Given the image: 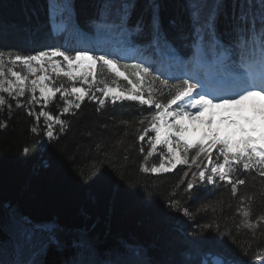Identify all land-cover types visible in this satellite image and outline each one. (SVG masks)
Segmentation results:
<instances>
[{"label": "trees", "instance_id": "1", "mask_svg": "<svg viewBox=\"0 0 264 264\" xmlns=\"http://www.w3.org/2000/svg\"><path fill=\"white\" fill-rule=\"evenodd\" d=\"M242 10L258 37L260 0H0V51L8 58L83 50L119 65L143 64L151 73L141 86L145 95L160 89L167 96L161 80L172 85L193 79L198 63L220 71L209 62L215 52H225L230 67L237 57L260 52L258 39L255 51L251 42L245 51L235 38ZM209 17L217 21L215 30L205 24ZM97 73V80L130 86L99 65ZM0 95L7 101L0 106V264H197L209 251L226 252L234 264H258L264 253V221L256 220L264 214V177L256 168L238 166L236 176L246 184L235 197L224 182H198L191 159L168 172H144L143 165L159 163L156 153L144 160L150 132L144 141L138 138L150 128L154 106L108 98L100 105L85 97L79 109L64 113L59 94L47 105L30 102L26 93ZM154 95L161 98L159 91ZM42 108L64 121L63 131L53 125L51 139L44 119L36 120ZM190 180L198 182L194 196L186 194ZM241 195L254 198L253 228L237 212Z\"/></svg>", "mask_w": 264, "mask_h": 264}, {"label": "snow or ice", "instance_id": "2", "mask_svg": "<svg viewBox=\"0 0 264 264\" xmlns=\"http://www.w3.org/2000/svg\"><path fill=\"white\" fill-rule=\"evenodd\" d=\"M261 16L259 21V36L253 35L251 23L248 20V13L241 11V14L236 17L233 25L235 38L243 46L246 51L249 42L252 44V49L255 51L256 41L259 40L260 57H259V73L246 72L240 81V90L232 99L209 98L207 95L197 92V85L192 82V79H185L178 84H169L168 80H161L160 84L163 88L169 89L167 96L160 89H149L147 96L141 90L145 79L151 75L150 69L143 64L119 65V62L110 59L108 56H92L89 51H79L75 55H69L66 51H61L59 48H53L48 51H40L35 55H23L18 53H8V59L13 66L18 63L25 66L29 73L36 76L37 72H43L44 75L36 76L31 79L30 86L26 83L29 80L27 75H22L19 71H14L12 67L7 68V73L15 79H7L5 72V52L0 51V91L7 93L8 96L25 95V89L30 87L33 93L30 102L40 103L43 100L44 105L56 97L60 93L61 100H64L62 111L67 113L71 107L79 109L81 102L85 97H94L100 105L105 104V99L95 96L91 90L95 87L96 91L102 93L107 98L111 97L113 102L121 100L138 101L141 105L154 106L158 111L152 116L151 130L155 132V136H148L151 141L150 148L144 160L157 151V146L166 147V153L160 154L159 165H153L149 168L143 165L144 172H167L175 169L177 165L189 164L191 162L197 166L198 172L191 173L193 177L198 176V182L207 184H215L217 181L224 182L230 186V192L233 197L238 194V186L246 184L245 179L238 178L236 173L238 166H242L243 171L247 172L250 169L256 168L259 175L264 177V0H260ZM156 13H153L152 27L157 25ZM211 29L217 28V21L209 17L205 20ZM138 27H143V22H138ZM60 56L67 63L68 71H64L60 63L52 61V57ZM45 60L52 61V71L63 75L69 81L81 80L88 87L72 86L71 89L64 87L50 86L46 81L51 80L47 75L48 69L43 63ZM87 60L90 63L85 66L83 61ZM36 62L37 66H34ZM75 62V65H74ZM254 62V61H253ZM100 69H107L109 74L114 73L117 78L122 77L131 88L126 91H119L118 88L110 87L104 80H97V66ZM79 75L75 69H84ZM121 67L127 69L131 67L134 71L129 75L136 77V82L129 79ZM92 79L89 80L88 77ZM159 79V78H156ZM7 80V87L5 81ZM114 82V81H113ZM103 87H98V85ZM39 90L40 99L34 95ZM159 91L160 97L166 100L162 102L161 98L154 95V92ZM193 94L198 96V99H192ZM74 97L67 99V97ZM185 99L190 100L188 105L189 110L180 107V103ZM7 104L3 95H0V106ZM175 106V110H173ZM11 108V105H8ZM195 108L193 112L190 109ZM31 115L32 112L30 111ZM41 117L45 118L47 125L46 135L49 139L53 138L54 131L53 122L60 125V131L64 130V121L59 116H54L50 112L41 109L36 114V120ZM171 117L172 121L168 122L167 118ZM144 123V121H140ZM2 126V125H0ZM33 132L36 128L32 129ZM149 129L144 128L139 135V140L144 141L148 135ZM144 151L143 148L140 149ZM190 152H195V155L189 156ZM188 175V173H185ZM197 181H186V194L194 196L197 187ZM247 199V206L244 201ZM253 197L244 195L240 196V205L237 212H242L245 227L253 228L254 225L249 219L252 216ZM177 210H181L179 201H173L171 204ZM184 215H189L187 207L182 209ZM256 220L264 221V214L256 217ZM254 235V233H253ZM227 244V237L223 241ZM264 257V253L261 254ZM256 257L258 264H264V258ZM197 264H234L226 252H206L203 258L197 261Z\"/></svg>", "mask_w": 264, "mask_h": 264}, {"label": "rangeland", "instance_id": "3", "mask_svg": "<svg viewBox=\"0 0 264 264\" xmlns=\"http://www.w3.org/2000/svg\"><path fill=\"white\" fill-rule=\"evenodd\" d=\"M48 50H50V49H47V50H44V51H48ZM75 53L76 52H74V54L73 53L72 54L71 53H68V54L69 55H75ZM35 54L36 53H33L31 55H35ZM52 61L60 63L61 66L63 67L64 71H68L67 63L65 61H63V58L62 57H60V56L52 57ZM52 61L45 60L43 62L45 64V67L48 69L47 75H49L51 77V80L46 81V83H49L50 86L60 87V85L63 84L62 80L64 78V79H66L69 82V84L67 86H64L66 88L71 89L72 86L84 87V88H87L88 87V85L87 84H84L81 80H77L75 82L69 81L68 78L63 75V72H60L59 74L53 72L52 71ZM5 62H6L5 63V72H6L7 79H12V80L15 79L14 77H11L10 73H7V68L12 67L14 71H19V72H21L22 75H27L29 77V80L26 82L29 86H30L31 79H35L36 76L44 75L45 74L43 72H37L36 76H33L31 73L28 72V70H27V68L25 66H23V65H21L19 63L16 66H13L7 57L5 58ZM246 62H248V60H244L243 61V66L241 65L239 67L241 74L238 77H236L235 74H230L231 78H234V79H233L232 85H230L229 87L227 86V84H222V82H216L211 87L205 88L204 91H200L201 86H198L199 87V90H197V92H199L200 94L207 95L209 98H223V99H232V98H234L235 95L240 90V81H241L242 76L246 72H249V71L256 72V73H259V71H260V69H257L256 67H254L251 63L249 64V66L245 65ZM89 63L90 62L87 61V60H84L83 61V64L85 66H87ZM33 64H34V66H37L38 67V65H37L36 62H33ZM74 65H75V62H74ZM86 70H87L86 67L84 69H75L74 68V71L76 72L77 75H79L81 73V71H86ZM120 78L123 79L122 77H120ZM88 79L91 80L92 77L89 76ZM4 86L5 87L8 86L7 85V80L5 81V85ZM109 86L110 87H113V88H118L119 91H126V89L131 88V85L129 87H127L126 89L125 88H121L120 86L115 85V84H109ZM98 87H103V85H98ZM141 90H142V88H141ZM91 91L95 93V96H97L99 98H105L102 95V93L96 91V88L95 87ZM1 92H3V91H0V93ZM25 93L27 94L28 99H30V101H31V97H32L33 93L30 91V87H28V88L25 89ZM57 94L60 95V93H57ZM34 95L37 97V99H40V95H39V90L38 89H37V91L35 92ZM14 96H15V94H14ZM92 98H94V97H92ZM107 98L108 99H111V97H107ZM67 99H73L74 100V97H71L70 96V97H67ZM192 99H198V96H196L195 94H193ZM36 104L37 105H44L42 99H41V102L40 103H36ZM189 104H190V100L185 99L183 102L180 103V107L181 108H184L185 110H189V108H188V105ZM173 110H175V106H173ZM190 110L193 111V112H195L198 109L192 108ZM42 118L45 121V118L44 117H42ZM167 120H168V122H171L172 121V118L171 117H168ZM45 124H46V122H45ZM55 124L56 123L53 122V125H55ZM149 132H150V136L151 137H154L155 136V132L152 131L151 128L149 129ZM46 138H48L47 135H46ZM149 142L151 144V141L150 140H149ZM162 152H165L166 153V147L159 146L158 145L157 146V151L155 153L158 154L159 162H160V154ZM157 165H159V163Z\"/></svg>", "mask_w": 264, "mask_h": 264}, {"label": "bare ground", "instance_id": "4", "mask_svg": "<svg viewBox=\"0 0 264 264\" xmlns=\"http://www.w3.org/2000/svg\"><path fill=\"white\" fill-rule=\"evenodd\" d=\"M206 69H209L208 67Z\"/></svg>", "mask_w": 264, "mask_h": 264}]
</instances>
